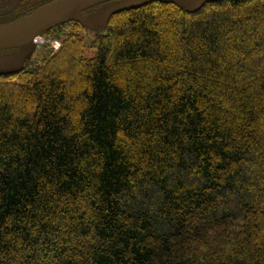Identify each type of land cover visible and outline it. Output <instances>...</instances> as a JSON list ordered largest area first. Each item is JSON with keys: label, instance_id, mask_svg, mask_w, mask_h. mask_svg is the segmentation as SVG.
<instances>
[{"label": "trees", "instance_id": "trees-1", "mask_svg": "<svg viewBox=\"0 0 264 264\" xmlns=\"http://www.w3.org/2000/svg\"><path fill=\"white\" fill-rule=\"evenodd\" d=\"M83 30L0 76V264H264V0Z\"/></svg>", "mask_w": 264, "mask_h": 264}, {"label": "water", "instance_id": "water-1", "mask_svg": "<svg viewBox=\"0 0 264 264\" xmlns=\"http://www.w3.org/2000/svg\"><path fill=\"white\" fill-rule=\"evenodd\" d=\"M224 0H58L12 24L0 26V50L18 49L0 55V76L20 73L35 50V39L51 29L78 22L89 30L105 27L112 16L152 3L174 4L188 13H196L205 5ZM237 1V0H233ZM108 3V4H106ZM106 4V5H104ZM104 5L95 14L84 11Z\"/></svg>", "mask_w": 264, "mask_h": 264}, {"label": "flooded vegetation", "instance_id": "flooded-vegetation-1", "mask_svg": "<svg viewBox=\"0 0 264 264\" xmlns=\"http://www.w3.org/2000/svg\"><path fill=\"white\" fill-rule=\"evenodd\" d=\"M23 14V0H0V20L14 21ZM11 22V21H10Z\"/></svg>", "mask_w": 264, "mask_h": 264}, {"label": "rangeland", "instance_id": "rangeland-1", "mask_svg": "<svg viewBox=\"0 0 264 264\" xmlns=\"http://www.w3.org/2000/svg\"><path fill=\"white\" fill-rule=\"evenodd\" d=\"M44 40L43 39H40V43H42ZM87 56L88 57H91L93 55L92 52H86Z\"/></svg>", "mask_w": 264, "mask_h": 264}]
</instances>
